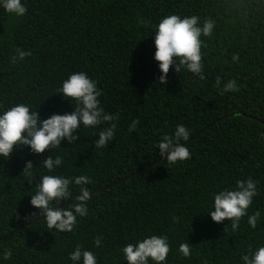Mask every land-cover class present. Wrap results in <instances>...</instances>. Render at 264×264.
<instances>
[{
	"label": "trees",
	"instance_id": "16d2710c",
	"mask_svg": "<svg viewBox=\"0 0 264 264\" xmlns=\"http://www.w3.org/2000/svg\"><path fill=\"white\" fill-rule=\"evenodd\" d=\"M22 3V17L0 8V110L25 103L41 119L71 112L74 103L56 89L84 71L97 81L105 112L118 119L113 140L101 149L94 141L107 125L82 127L74 133L78 140H62L42 154L20 146L0 158V264H71L69 253L78 245L98 264H127L125 244L153 234L168 238L167 264H243L241 257L264 246V0ZM172 14L195 15L201 26L214 22L211 34L200 38L202 79L170 66L166 83L159 81L153 35ZM17 49L31 55L12 63ZM229 81L234 88L224 91ZM133 120L139 123L129 132ZM181 123L191 133L185 142L191 156L169 164L155 144ZM52 154L63 157L54 174L92 181L88 214L70 233L48 229L30 205L40 175L49 174L38 165ZM27 161L37 167L30 183L22 173ZM248 178L258 182L248 209L261 213L257 227L247 216L235 231L228 220L213 222V195ZM78 191L74 187L73 196ZM184 242L188 258L178 251ZM9 249L12 256L4 260Z\"/></svg>",
	"mask_w": 264,
	"mask_h": 264
},
{
	"label": "clouds",
	"instance_id": "9594fccd",
	"mask_svg": "<svg viewBox=\"0 0 264 264\" xmlns=\"http://www.w3.org/2000/svg\"><path fill=\"white\" fill-rule=\"evenodd\" d=\"M0 8L17 17L25 15L27 9L22 0H0ZM195 15L180 17L172 14L162 18L155 26L154 60L158 62L161 73L159 81L166 83V77L170 66H174L176 72L182 68L194 75L202 76L201 63V36L211 34L214 22L205 19L203 25L198 22ZM31 52L17 49L12 57V63L24 60ZM220 78H217V85ZM234 88V83L229 81L223 90ZM56 93L62 95L69 103H74V110L64 114H52L46 119H41L36 110L25 103L15 104L7 109L0 110V158H8L14 148L27 146L31 153L42 154L46 149L60 148L61 141L69 143L79 139L74 135L83 128H97L107 125L98 132V139L94 141V147L101 149L106 147L114 138L117 116L105 112L101 106L99 97L101 91L97 87V81L90 78L84 71L71 73L61 82ZM139 121L133 120L128 128L129 132L136 129ZM191 133L184 124H177L173 134H165L155 144L159 149V155L169 164L184 162L189 159L191 153L185 142L189 140ZM63 163L60 155H49L38 166L43 167L49 174L40 175L39 182L31 195L30 205L39 210L38 214L48 229L59 233H70L76 225L78 218L88 214V202L90 189L87 187L92 181L87 175L67 177L54 174ZM37 168V167H36ZM31 161L25 163L23 174L29 178L34 170ZM257 181L252 178L237 180L234 188H224L213 195V205L208 211L211 220L222 223L225 220L231 222L235 231L242 217L247 216V223L251 228L257 227L261 216L259 211L248 214L249 206L253 198L259 195ZM78 187V194L73 196V188ZM73 201L66 207H60L62 202ZM177 218L173 217V222ZM96 247L102 245V237L94 241ZM123 259L127 264H167L170 251L168 238L165 235H150L133 243H127L121 249ZM178 251L184 258L191 255V247L188 242L181 243ZM12 256L11 249L3 252L2 258L9 259ZM71 264H98L96 255L91 251L76 246L69 253ZM243 264H264V246L257 247L251 255L241 257Z\"/></svg>",
	"mask_w": 264,
	"mask_h": 264
},
{
	"label": "water",
	"instance_id": "95a60500",
	"mask_svg": "<svg viewBox=\"0 0 264 264\" xmlns=\"http://www.w3.org/2000/svg\"><path fill=\"white\" fill-rule=\"evenodd\" d=\"M144 170H139L136 174H141Z\"/></svg>",
	"mask_w": 264,
	"mask_h": 264
}]
</instances>
